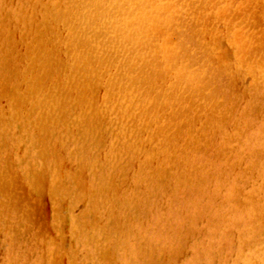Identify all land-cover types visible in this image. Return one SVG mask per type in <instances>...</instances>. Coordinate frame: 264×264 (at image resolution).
<instances>
[{
  "label": "bare ground",
  "instance_id": "6f19581e",
  "mask_svg": "<svg viewBox=\"0 0 264 264\" xmlns=\"http://www.w3.org/2000/svg\"><path fill=\"white\" fill-rule=\"evenodd\" d=\"M238 1L0 0L5 264H57L32 195L91 264H176L193 235L184 264H264V5Z\"/></svg>",
  "mask_w": 264,
  "mask_h": 264
},
{
  "label": "rangeland",
  "instance_id": "374dc122",
  "mask_svg": "<svg viewBox=\"0 0 264 264\" xmlns=\"http://www.w3.org/2000/svg\"><path fill=\"white\" fill-rule=\"evenodd\" d=\"M248 1V0H247ZM246 1V6H249L252 10H254L252 7L254 6L255 8H256V5H257V10L259 11V8L260 7H258V3H256V1L257 2H259V0H252L253 2H251V0H249L248 2ZM262 1V2H261ZM239 2H245L244 0H239L238 1V3ZM250 2V3H249ZM260 3L262 4V6L264 5L263 3H264V0H260ZM249 4V5H248ZM260 4V5H261ZM259 5V6H260ZM238 6V5H237ZM248 7V8H249ZM257 10H255V11H257ZM249 11H250V9H249ZM254 11V12H255ZM257 11V13H260V12H258ZM261 14H258V15H256V17L258 18V20H259V18L261 19ZM256 18V19H257ZM4 104H6V103H4ZM67 160H64V163H65V161L67 162V163H65V164H67L65 167H66V170H67V167H68V169L71 167V165L72 166H74V168L73 167H71V169H75V167H76V164L73 162V161H71V159L69 160V158H66ZM68 161H69V163H68ZM71 161V162H70ZM74 163V164H73ZM64 164V165H65ZM70 169V170H71ZM47 195V194H46ZM32 196H34L33 198L31 197V196H29V198H26V200L29 202L30 200H31V198L32 199H36V200H40V202L43 200V202L44 203H42V208L41 209H37V210H35L36 212H37V214L39 213H41V215H37V216H40V217H42V218H40V217H37L39 220H37V218H36V213H35V211L33 212V208L31 209V207H30V209H31V212H33V213H31V212H29L28 210H27V208H29L28 206H27V208H26V213H25V217H26V215L28 216V217H26V220H27V223L29 222H33L34 223V225H33V229L35 228V230H34V232H30V231H28V229H27V233H29L30 232V234H27V236L29 235V236H31L32 235V237H30L31 239L35 236L34 234H36V232L38 233V232H41V236H43L42 238H45V237H47L48 239H50V240H52L53 239V237H55L56 239H53V241H55V242H57L58 244H59V252H58V254H56L57 253V251H56V253H54L55 254V262L58 264H75V262H76V264H91V260H87V258L85 257V254H86V252H85V249H84V246L81 244V243H79L78 241H76V239H75V237H73L72 236V234H71V225H72V223H71V220H70V218L69 217H66V219L63 221V229L62 230H60L61 229V226H59L58 224V226H59V228H58V226H56L55 225V217H56V214H55V212H54V207H53V202H52V200H51V198H49V195L48 196H46V197H44V196H42V197H44L43 199L41 198L40 199V197L38 198V195H32ZM28 197V196H27ZM22 198H25V197H22ZM22 200V199H21ZM24 203H25V199H24V201H23ZM28 202H26V203H28ZM23 203V204H24ZM26 203L24 204L25 206H26ZM31 203V202H30ZM32 204V203H31ZM34 204H32V206H33ZM81 205H83V204H81ZM34 207V206H33ZM82 209H84V206H82L80 209L78 208V210L79 211H81ZM25 210V209H24ZM45 210V211H44ZM25 212V211H24ZM66 212V213H65ZM68 213L69 212H67V210H65L64 211V214L65 215H68ZM24 214V213H23ZM32 214H34V215H32ZM100 214L101 215H103V216H100ZM104 214H105V216H104ZM100 216V217H99ZM29 217H30V221H29ZM32 217V218H31ZM97 223L100 225H103L106 221H107V214L105 213V212H98V215H97ZM106 217V218H105ZM36 218V219H35ZM102 218H104L105 220L103 221L102 220ZM34 221H33V220ZM36 220V221H35ZM41 220V221H40ZM103 221V222H102ZM101 222V223H100ZM29 223H28V226H29ZM33 223H30V227L32 226V224ZM41 223V224H40ZM36 224V225H35ZM100 225V226H101ZM35 226V227H34ZM29 228V227H28ZM48 228V229H47ZM57 228H58V230H60V232L61 233H59V231L57 230ZM30 229H32V228H30ZM32 229V230H33ZM49 231V232H48ZM31 233H33V234H31ZM44 233V234H43ZM191 235H193V234H190V236ZM36 236H37V242H35V244L36 243H38L39 241L38 240H40L39 238H38V235L36 234ZM40 236V235H39ZM58 236V237H57ZM189 236V235H188ZM189 236V237H190ZM194 236V235H193ZM190 237V239L191 240H195V236L194 237ZM66 237V238H65ZM46 238V239H47ZM194 238V239H193ZM0 239H2V240H4L5 239V237H1L0 236ZM34 239V238H33ZM187 239H189L188 237H187ZM2 240H0L1 242H2ZM191 240H189V242L191 241ZM35 241V240H34ZM43 241V243H42V245L41 246H44L45 245V242H46V240H41V242ZM193 241H191V242H193ZM49 241H47L46 243H48ZM189 242L187 243V241H186V243H187V246H186V244H185V246H186V248L184 247V249L186 250H188V248L190 249V250H183V251H185V252H183L184 253V255H186V256H184L183 254H181L182 256L181 257H184V259H186L187 258V256H189V255H191L192 254V250H191V245L193 244H191V242H190V245H189ZM51 244H52V242H50ZM54 243V242H53ZM64 243V244H63ZM66 243V244H65ZM38 244H40V243H38ZM49 244V243H48ZM48 244H46V247H51V246H53V245H49L48 246ZM58 244H56L57 245V247H58ZM78 244H81V245H78ZM37 245V244H36ZM63 245H65L64 247H63ZM78 245V246H77ZM38 246V245H37ZM41 246H38V247H36V248H39V250H37V252L39 253H42L41 255L42 256H44V254L45 253H43L42 252V250L40 251V248L42 249L43 247H41ZM72 246V247H71ZM62 247V248H61ZM65 247H67L66 249H65ZM188 247V248H187ZM2 248V247H1ZM36 248L34 249V250H36ZM52 248V247H51ZM44 249H46V248H44ZM54 249V248H53ZM57 248L55 247V249L54 250H56ZM75 249H76V251H75ZM2 250H3V248H2ZM46 250H48V249H46ZM45 250V251H46ZM66 250V251H65ZM72 250V251H71ZM53 251V250H52ZM65 251V252H64ZM190 251V252H189ZM0 264H5V262H4V260H5V252H4V250L3 251H1L0 250ZM3 252H4V254H3ZM36 252V251H35ZM37 252L36 253H34V254H36V256L34 255V258L35 257H37L38 256V254H37ZM55 252V251H54ZM61 252V253H60ZM73 252H76V253H73ZM66 253H68V255L66 254ZM179 254V255H180ZM65 255V257H63ZM178 255V257L180 258V256ZM68 258H67V257ZM78 258H77V257ZM45 257H47V255L45 256ZM53 257V258H54ZM77 259H76V258ZM38 259L39 258H41V256L40 257H37ZM43 258V257H42ZM84 258H86V260L84 259ZM179 258H177V260H178V262L179 263H176V264H184V259L183 258H180V260L182 261H179ZM4 259V260H3ZM37 259V260H38ZM61 259H62V261H61ZM35 261H36V264H39L38 263V261L36 260V258L34 259ZM40 260V259H39ZM57 260V261H56ZM59 260H60V262H59ZM83 260H84V262H83ZM177 260H175L174 261V263L175 262H177ZM187 260V259H186ZM43 261V263H45L44 261H45V259L44 260H42ZM4 262V263H3ZM61 262H63V263H61ZM78 262V263H77ZM181 262V263H180ZM16 264V263H15ZM92 264H95L94 262H92ZM115 264H118V263H115ZM120 264V263H119ZM167 264H173V262H171V263H167Z\"/></svg>",
  "mask_w": 264,
  "mask_h": 264
}]
</instances>
